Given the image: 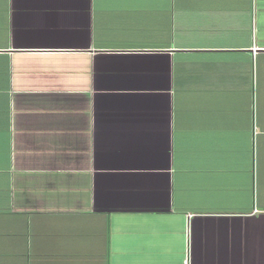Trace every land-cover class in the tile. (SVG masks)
<instances>
[{"label":"crops","instance_id":"0c3cea01","mask_svg":"<svg viewBox=\"0 0 264 264\" xmlns=\"http://www.w3.org/2000/svg\"><path fill=\"white\" fill-rule=\"evenodd\" d=\"M0 264H264V0H0Z\"/></svg>","mask_w":264,"mask_h":264}]
</instances>
